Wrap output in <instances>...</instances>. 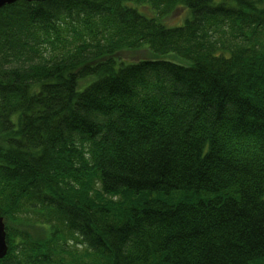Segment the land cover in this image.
<instances>
[{"label":"trees","instance_id":"trees-1","mask_svg":"<svg viewBox=\"0 0 264 264\" xmlns=\"http://www.w3.org/2000/svg\"><path fill=\"white\" fill-rule=\"evenodd\" d=\"M0 218V264H264V0L2 9Z\"/></svg>","mask_w":264,"mask_h":264},{"label":"rangeland","instance_id":"rangeland-1","mask_svg":"<svg viewBox=\"0 0 264 264\" xmlns=\"http://www.w3.org/2000/svg\"><path fill=\"white\" fill-rule=\"evenodd\" d=\"M187 12L185 9H178L174 14L168 18H166L163 22L164 24H167V26H181L184 23L182 22L186 16ZM182 23V24H181ZM180 24V25H179ZM148 47L145 46L143 50L141 51H136V52H131V51H125L119 54V60L128 64H132L135 62H139L142 60H150L155 57L151 55V53L148 51ZM188 65V64H184ZM95 80V78L88 79L86 82H82L79 87V91L82 92L89 84L92 83V81Z\"/></svg>","mask_w":264,"mask_h":264},{"label":"water","instance_id":"water-1","mask_svg":"<svg viewBox=\"0 0 264 264\" xmlns=\"http://www.w3.org/2000/svg\"><path fill=\"white\" fill-rule=\"evenodd\" d=\"M25 1L27 3H44L50 0H0V11L8 6L15 5L18 2ZM5 220L0 218V262L4 260L9 253V246L7 242Z\"/></svg>","mask_w":264,"mask_h":264}]
</instances>
